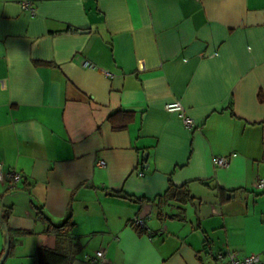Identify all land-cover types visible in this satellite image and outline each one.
<instances>
[{"label":"crops","instance_id":"0c3cea01","mask_svg":"<svg viewBox=\"0 0 264 264\" xmlns=\"http://www.w3.org/2000/svg\"><path fill=\"white\" fill-rule=\"evenodd\" d=\"M0 166V264H264V0H0Z\"/></svg>","mask_w":264,"mask_h":264},{"label":"built area","instance_id":"2783aa9c","mask_svg":"<svg viewBox=\"0 0 264 264\" xmlns=\"http://www.w3.org/2000/svg\"><path fill=\"white\" fill-rule=\"evenodd\" d=\"M22 8L29 11L31 14H34V8L29 1L22 2ZM89 66L92 64L86 62ZM108 73V72H107ZM109 74V73H108ZM165 108L168 111H176L179 114V117L182 120V123L186 127H193L194 121L189 116L184 107L179 102H172L166 104ZM213 163L216 167H224L229 163V156H215ZM99 165H104L103 160L98 161ZM22 173L13 169L8 170L6 173L3 172L0 166V184L7 183L9 188H14L17 183L22 179ZM256 186L261 188L264 187V179H259L256 182ZM130 226H135L139 228H145V222L142 217L134 216L129 221ZM92 262H104L106 260L105 250H99L95 253L94 256L89 257ZM209 264H262L259 254H249V255H240L235 251H219L215 254V259L213 263Z\"/></svg>","mask_w":264,"mask_h":264},{"label":"trees","instance_id":"16d2710c","mask_svg":"<svg viewBox=\"0 0 264 264\" xmlns=\"http://www.w3.org/2000/svg\"><path fill=\"white\" fill-rule=\"evenodd\" d=\"M134 113L128 111H116L113 112L108 116V120L111 122L114 129H124L127 126V123L133 118ZM165 196H172L175 199H183L186 196H189L186 186H175L174 184L170 183L169 187L167 188ZM8 212H5L1 215V219L3 220L7 216ZM37 214L43 220L48 223L49 230H56L58 232L64 233L71 227V222L69 218L65 220L60 225L53 224L49 218L44 214L42 210H38ZM10 250V246H9ZM35 264H67L68 263V256L67 253L59 250V249H50L44 246H40L36 249L35 255Z\"/></svg>","mask_w":264,"mask_h":264},{"label":"water","instance_id":"95a60500","mask_svg":"<svg viewBox=\"0 0 264 264\" xmlns=\"http://www.w3.org/2000/svg\"><path fill=\"white\" fill-rule=\"evenodd\" d=\"M6 243H5V246H4V252L0 258V263L5 259V257L7 256L8 254V251H9V245H10V239H9V236L7 235L6 236Z\"/></svg>","mask_w":264,"mask_h":264}]
</instances>
